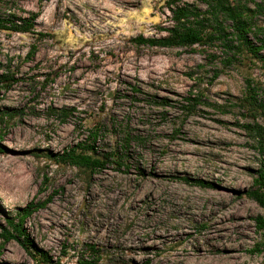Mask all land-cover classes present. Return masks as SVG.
I'll return each mask as SVG.
<instances>
[{"label":"rangeland","instance_id":"1","mask_svg":"<svg viewBox=\"0 0 264 264\" xmlns=\"http://www.w3.org/2000/svg\"><path fill=\"white\" fill-rule=\"evenodd\" d=\"M1 1L39 16L0 31V224L50 199L26 229L55 264H264V208L247 196L264 140L244 128H264V60L136 44L167 35L171 0ZM243 2L264 28V0ZM78 145L111 159L92 172L52 158Z\"/></svg>","mask_w":264,"mask_h":264},{"label":"trees","instance_id":"2","mask_svg":"<svg viewBox=\"0 0 264 264\" xmlns=\"http://www.w3.org/2000/svg\"><path fill=\"white\" fill-rule=\"evenodd\" d=\"M200 7L186 2V0H171L169 2L172 14V27L165 29L167 35L160 38L137 37L134 42L138 45H148L160 48H182L195 45H213L219 43L227 55L226 62L233 63L238 56L246 51L253 56L264 60L260 52L263 50L264 40L259 39V34L263 35L264 28L259 27L254 22L257 13L249 8L243 0H194ZM257 10L264 14V8L258 6ZM37 13H28L24 10L16 9L10 3L1 1L0 10V31L28 33L34 30ZM259 32V34H258ZM261 40L262 45H257L253 37ZM35 50L32 54H34ZM3 76V77H2ZM2 78L6 76L0 75ZM13 79H7L6 82ZM250 98L254 99L255 90L248 86ZM65 113L61 121L65 122L68 113ZM244 128L259 139L263 146L264 128L259 124L245 125ZM96 140V136H94ZM115 157V156H114ZM58 163L69 164L77 168H83L96 172L106 166L108 156L97 155L94 145L76 146L65 149L62 153L52 155ZM121 165V164H119ZM188 184H194L201 188L212 187L201 179H184ZM247 196L254 200L260 207L264 208V160L261 161L259 169L255 172L253 185ZM50 200V199H49ZM49 200L31 201L25 207L18 209L17 213L8 218L6 225H1V238L3 244L11 241L18 243L35 264H55L53 257L46 251L39 248L31 239L26 229V223L32 215L45 208ZM258 229L264 233V218L257 217ZM1 255V248H0ZM0 264H8L0 262ZM83 264V263H81Z\"/></svg>","mask_w":264,"mask_h":264}]
</instances>
